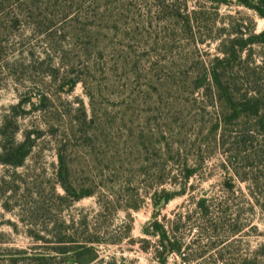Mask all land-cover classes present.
I'll list each match as a JSON object with an SVG mask.
<instances>
[{"label":"rangeland","instance_id":"374dc122","mask_svg":"<svg viewBox=\"0 0 264 264\" xmlns=\"http://www.w3.org/2000/svg\"><path fill=\"white\" fill-rule=\"evenodd\" d=\"M183 1L0 0V264H80L84 244L82 264H264L241 180L264 198V130L237 144L209 89L231 29L263 20ZM154 219L181 244L164 262Z\"/></svg>","mask_w":264,"mask_h":264},{"label":"trees","instance_id":"16d2710c","mask_svg":"<svg viewBox=\"0 0 264 264\" xmlns=\"http://www.w3.org/2000/svg\"><path fill=\"white\" fill-rule=\"evenodd\" d=\"M216 5L227 4L230 0H211ZM239 4L249 9H252L258 17L263 20L264 24V0H235ZM187 3L186 0L183 1ZM166 7H169L166 5ZM180 18L183 16L181 13L178 15ZM184 19L187 23L192 20L190 13L184 14ZM197 20V17L194 18ZM238 35L225 40L221 49V56L216 57V64L212 67L210 72L211 85L210 91H213L214 98H217L219 102L229 105L230 114L224 115L216 124L217 127L224 126L228 128L233 126L235 136L233 138H241L245 142L251 130L263 129L264 119L259 118L253 122V126H247L244 128L245 122H248L250 115H258L264 106V28L256 32L255 29H248L247 32L235 31ZM254 47H258L259 51L255 52ZM259 56V59L257 57ZM226 105V106H227ZM240 117H247L246 120L241 122ZM244 128V129H243ZM229 131L230 129H226ZM225 129L220 134V137L225 135ZM237 131V132H236ZM240 136V137H239ZM241 142L237 140L236 143ZM11 151L14 154H18L19 158L24 157L27 154L28 142L23 141L20 143H13ZM246 176V175H245ZM241 180L248 184L249 196L252 198V209L257 207L262 215V221L264 223V198L262 199L263 192L261 191L262 185L258 181L251 183L248 182V178L241 176ZM171 194H168L164 200L168 201L171 198ZM249 197V198H250ZM250 198V199H251ZM197 208L207 214L209 207L204 205V200L197 203ZM177 227H175V230ZM145 233L158 238L160 244L159 249L156 252L161 258V262H164L167 254L181 252V244L178 242L172 232L165 229L164 225L158 222L156 219L151 223L150 227L145 228ZM173 231V230H171ZM261 249L264 251V243L261 244ZM60 253H65L66 248L62 247L58 249ZM77 261L82 264L80 258L84 254H91L90 262L96 259L93 247L87 244L80 245L76 248ZM264 262V261H263Z\"/></svg>","mask_w":264,"mask_h":264}]
</instances>
